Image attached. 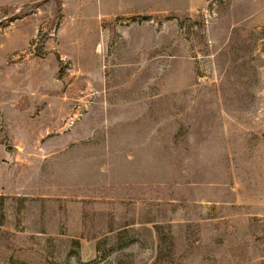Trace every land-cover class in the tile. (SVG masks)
<instances>
[{"label": "rangeland", "instance_id": "1", "mask_svg": "<svg viewBox=\"0 0 264 264\" xmlns=\"http://www.w3.org/2000/svg\"><path fill=\"white\" fill-rule=\"evenodd\" d=\"M0 264H264V0H0Z\"/></svg>", "mask_w": 264, "mask_h": 264}]
</instances>
